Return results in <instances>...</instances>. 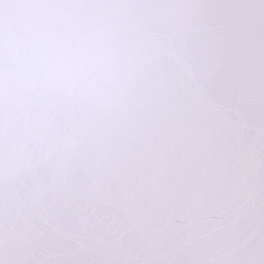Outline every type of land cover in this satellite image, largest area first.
<instances>
[{
    "label": "snow or ice",
    "instance_id": "6c2138e0",
    "mask_svg": "<svg viewBox=\"0 0 264 264\" xmlns=\"http://www.w3.org/2000/svg\"><path fill=\"white\" fill-rule=\"evenodd\" d=\"M0 264H264V0H0Z\"/></svg>",
    "mask_w": 264,
    "mask_h": 264
}]
</instances>
